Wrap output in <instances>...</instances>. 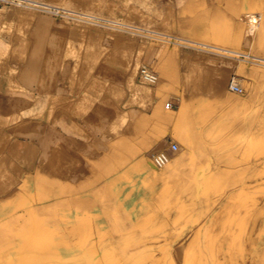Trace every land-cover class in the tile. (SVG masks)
<instances>
[{"label":"rangeland","instance_id":"374dc122","mask_svg":"<svg viewBox=\"0 0 264 264\" xmlns=\"http://www.w3.org/2000/svg\"><path fill=\"white\" fill-rule=\"evenodd\" d=\"M40 1L98 17L0 4V216L29 235L0 264H264V0H231L239 57L176 38L213 41L173 0L165 17L159 0ZM137 106L146 140L128 144ZM168 140L174 168L150 176Z\"/></svg>","mask_w":264,"mask_h":264},{"label":"bare ground","instance_id":"6f19581e","mask_svg":"<svg viewBox=\"0 0 264 264\" xmlns=\"http://www.w3.org/2000/svg\"><path fill=\"white\" fill-rule=\"evenodd\" d=\"M32 2H27L26 5H29V6H32V7H37V8H47L49 9L51 6H53V4L51 3H48V2H44V1H40V0H30ZM69 10L71 11H74L76 12L79 16V17H82V18H85V19H91V17H85V16H82L81 14H84V15H87V16H95V17H98L96 15H93L91 13H87L83 10H79V9H70L68 8ZM259 13V12H258ZM262 15V14H261ZM103 18V17H101ZM104 19V18H103ZM107 19V18H106ZM104 19V20H106ZM259 17L256 16V14L252 13V12H245L243 14V16L241 17V20L245 23V27H244V32L243 33H247V37L248 36L252 37L255 32L257 31L258 27H259ZM109 19H107L108 21ZM116 21V20H114ZM116 22H119V21H116ZM115 22V24H116ZM122 22V21H120ZM119 22V23H120ZM124 24V22L122 23ZM232 24V22H231ZM87 25V24H86ZM132 25V24H131ZM89 26V25H87ZM135 26V25H133ZM142 28V29H145L147 31H151V32H156V33H163V32H160V31H156V30H151V29H147V28H144L142 26H136L135 28ZM232 27L230 25L229 28L225 29L224 32L222 33L223 36L224 35H227L228 36V39L230 41V47H226L223 45L222 41L224 40V38L222 37V34H221V37L220 38H213V41H202V40H199V39H195V38H191V37H185V36H178V35H174L176 38H180L182 40H189V41H192V42H195V43H199V44H202V45H197L194 44L193 46H195L196 48H199V49H204V50H209V51H214V52H219V53H227L228 55L230 56H234V57H239L237 54L239 53H243V51H241L238 47H237V43L239 42V39L242 37L241 33H237L235 37H233V33H232ZM154 34V33H153ZM264 34V33H263ZM244 36V35H243ZM169 37H172L173 36H170ZM207 37V36H206ZM211 37V36H210ZM176 38H174V40L176 41ZM253 38V37H252ZM208 39V37H207ZM226 39V38H225ZM252 40V39H251ZM178 41V40H177ZM180 41V40H179ZM241 41V39H240ZM174 42V41H173ZM185 42V41H184ZM221 44H220V43ZM253 42V41H252ZM180 43H183L180 41ZM186 45V44H185ZM187 46H190V45H187ZM256 51V50H255ZM248 56H255V57H260V56H256V55H253L251 53H246ZM201 58V57H200ZM203 58V56H202ZM201 58V61L203 60ZM207 58V57H205ZM204 58V59H205ZM225 59V58H223ZM213 60V59H212ZM204 62L206 60H203ZM207 62V61H206ZM237 63V62H236ZM132 65V64H131ZM131 67V66H130ZM224 67V66H223ZM131 69V68H130ZM242 69H245L244 67H242ZM149 75H152L153 76V80H155V76L149 72ZM158 80V79H157ZM138 82V81H137ZM160 82V81H159ZM235 82H236V79H235ZM147 84V83H146ZM149 84V83H148ZM136 85V84H135ZM140 85V84H139ZM145 85V84H144ZM147 86V85H146ZM150 86V85H149ZM141 89H143L142 86H140ZM139 87V89H140ZM152 88V86H151ZM140 89V90H141ZM148 90V89H147ZM181 120V117L177 118V123ZM177 132V131H176ZM244 132L241 133V135H243ZM177 134V133H176ZM240 137H244V136H240ZM158 148V147H157ZM143 158V157H142ZM145 158V157H144ZM147 159V158H146ZM144 161V159H143ZM145 164L144 165V168L148 171V173L150 174V176H157L158 178L160 177H165L169 174V172L174 168V163L173 160L171 159L162 169L161 171V168L159 170V167H157L153 161H150V162H144ZM209 175V174H208ZM118 206V205H117ZM118 216V215H116ZM22 224H21V221L17 218H13V219H6L4 216H0V259L3 261L7 258V256H9L10 252L13 250V242H17L18 240H25L28 238L29 235H27V233L25 231H20V229L22 228ZM19 243V241H18ZM21 243V242H20ZM15 249V248H14ZM239 250V249H238ZM252 251V250H251ZM254 252V251H253ZM234 253V252H233ZM243 254V253H242ZM251 254V253H250ZM231 255L233 256L234 254L231 253ZM245 255V253L243 254ZM216 256V255H215ZM230 256V255H229ZM236 256V255H235ZM249 256V255H248ZM240 257H242L240 255ZM236 258V257H235ZM245 258H246V255H245ZM217 259V258H216ZM234 259V258H233ZM240 259V258H239ZM243 259V258H241ZM249 259H251V257H249ZM256 260V259H255ZM254 260V261H255ZM217 261V260H216ZM240 261V260H239ZM246 261V260H245ZM251 261V260H250ZM254 261H252L254 264ZM235 262H236V259H235ZM238 262V261H237ZM241 262V261H240ZM239 262V263H240ZM248 262V261H247ZM237 263V264H239ZM243 263V261H242ZM5 264H9V263H5ZM19 264H27L25 263L24 260L21 261V263ZM219 264V262H218ZM241 264V263H240Z\"/></svg>","mask_w":264,"mask_h":264},{"label":"crops","instance_id":"0c3cea01","mask_svg":"<svg viewBox=\"0 0 264 264\" xmlns=\"http://www.w3.org/2000/svg\"><path fill=\"white\" fill-rule=\"evenodd\" d=\"M174 2V6H175V9L176 11H182L184 10L185 11V15L183 16H180L181 19L183 20H188L191 27L195 28V31L197 33H199L200 35H204L205 37L206 36H211L213 38H220L221 37V34L224 32L225 29H227L229 26H230V22H232V19H233V14H232V11H231V8H232V1L231 0H198V2L192 6V7H189V11H188V7H183L181 8L180 6V3H181V0H173ZM204 4H207L208 5V8L210 9L209 13H205V15L202 17L201 16V6H203ZM135 7H137V9L140 11L139 14H136V15H140L143 10L142 8H140L139 6L137 5H134ZM229 7V8H228ZM168 8H169V0H159V12L162 13V17H165L167 16V13H168ZM187 12V13H186ZM219 16H225V23L224 24H221V25H214V19H216L217 17ZM179 18V16H178ZM179 18V19H180ZM138 25V24H137ZM233 22L231 24V26H233ZM209 27V29L203 31V29ZM239 32V28H235V26L232 27V33H233V37L236 36V34ZM222 37L224 38V40L222 41L223 44H229L230 41L228 39V36L227 35H224L222 34ZM226 38V39H225ZM25 65H23L24 67ZM30 66V64H29ZM32 78L35 80L36 76L35 75H32ZM32 80V82L34 81ZM9 97L10 95L7 94L6 96H3L2 98L5 99L8 103L11 101L9 100ZM1 104V103H0ZM5 106H9L8 104L5 103ZM13 107H15V105H12ZM1 107V105H0ZM30 105H23V108H29ZM141 108L139 106L135 107V111H134V115L137 117L135 119V127H134V131L137 133V135L139 136V138L136 140V139H132V138H129V143H132V142H139L141 143L143 140L145 141V137H143L141 135L142 133V126L141 125H138V117H141ZM25 120H27V118H25ZM106 120V118H105ZM152 120V119H151ZM107 121V120H106ZM98 136L101 135V134H97ZM47 139H51V137H47ZM151 139H148L146 144H149ZM110 140L108 139V141H105L104 143V140H102L101 143H99V145L95 148L96 152H100L102 150H104L106 148V145L108 144ZM53 142H49V144H47V148L49 147V145H51ZM39 147L41 148V151L42 149L44 150L46 148V144H44V142H39ZM44 153V152H43ZM89 153H91V149L89 148ZM44 155L47 157L51 156V152H47V153H44ZM41 156H39L40 158ZM39 160V159H38ZM100 163V161H98ZM39 166V161H37L35 163V166ZM29 169V168H28Z\"/></svg>","mask_w":264,"mask_h":264},{"label":"built area","instance_id":"2783aa9c","mask_svg":"<svg viewBox=\"0 0 264 264\" xmlns=\"http://www.w3.org/2000/svg\"><path fill=\"white\" fill-rule=\"evenodd\" d=\"M25 0H0V4H4V5H8V4H19V5H23V2ZM45 11H48L49 13H51L53 16H55L56 18H69V19H75L77 18V13H75L74 11H71L69 9L66 8H61L58 6H51L48 10L45 9ZM188 47V46H186ZM142 75L143 77L148 80V81H152L153 80V76L149 75V69L148 68H143L142 69ZM153 75L154 72H151ZM232 87L234 90L238 91V92H242L243 89L242 87H240V85H238L237 83H233L232 82ZM174 103L173 102H168L166 107L169 108H173ZM179 150V145L172 141V140H168L167 144H165V146L160 149L157 150L155 152L151 153V160L153 161V163L161 168L164 167L172 158L174 153H176Z\"/></svg>","mask_w":264,"mask_h":264}]
</instances>
